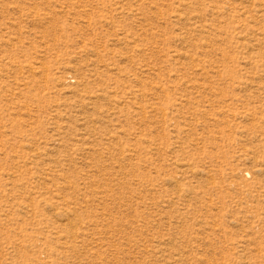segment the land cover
<instances>
[{
  "label": "rangeland",
  "instance_id": "rangeland-1",
  "mask_svg": "<svg viewBox=\"0 0 264 264\" xmlns=\"http://www.w3.org/2000/svg\"><path fill=\"white\" fill-rule=\"evenodd\" d=\"M0 264H264V0H0Z\"/></svg>",
  "mask_w": 264,
  "mask_h": 264
},
{
  "label": "bare ground",
  "instance_id": "bare-ground-1",
  "mask_svg": "<svg viewBox=\"0 0 264 264\" xmlns=\"http://www.w3.org/2000/svg\"><path fill=\"white\" fill-rule=\"evenodd\" d=\"M62 211V210H61ZM62 213H64V212H62ZM71 214H72V212L70 211V212H67V213H64L63 215H65L66 216V218L68 219V218H70V216H71ZM70 222V221H69ZM71 223V222H70ZM70 225V224H69ZM74 226V225H73ZM73 234V233H72Z\"/></svg>",
  "mask_w": 264,
  "mask_h": 264
}]
</instances>
